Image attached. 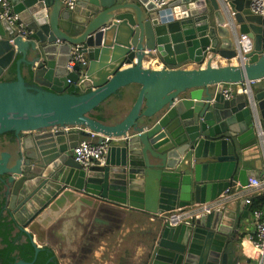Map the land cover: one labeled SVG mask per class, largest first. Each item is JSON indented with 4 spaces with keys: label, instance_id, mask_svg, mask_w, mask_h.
Segmentation results:
<instances>
[{
    "label": "water",
    "instance_id": "water-1",
    "mask_svg": "<svg viewBox=\"0 0 264 264\" xmlns=\"http://www.w3.org/2000/svg\"><path fill=\"white\" fill-rule=\"evenodd\" d=\"M10 3L27 35L0 19V134H14L0 152V181L35 256L47 247L72 264L94 240L104 247L131 212L167 215L261 178L264 13H253L251 0H173L161 9L150 0ZM227 11L253 44L243 65L213 62L237 54ZM77 45L88 65L68 71ZM243 84L248 92L225 98L228 85ZM130 89L136 100L120 103ZM90 132L111 140L104 164L83 167L74 148ZM239 200L189 224L157 219L147 264H240L235 207L246 218L251 205Z\"/></svg>",
    "mask_w": 264,
    "mask_h": 264
},
{
    "label": "built area",
    "instance_id": "built-area-1",
    "mask_svg": "<svg viewBox=\"0 0 264 264\" xmlns=\"http://www.w3.org/2000/svg\"><path fill=\"white\" fill-rule=\"evenodd\" d=\"M78 0H63L64 4L68 8H73ZM158 9L166 7L173 0H150ZM251 11L255 14L264 13V0H251ZM233 13L227 11L226 26L230 27L234 34L236 44V56L225 62H232L238 65L245 64L249 58L247 55L252 51L253 44L250 37L247 34H236L230 17ZM0 19H5L23 35H27V31L22 21L18 18L17 14L13 13L10 0H0ZM211 55L206 57V60ZM216 62V61H213ZM79 65L84 67L88 65V58L83 50L82 46H74L71 51V59L67 64V70L73 71V68ZM161 66L163 64L161 63ZM81 78L84 76V72L81 71ZM68 82H71L68 80ZM75 85H78L75 84ZM248 92L247 88L234 89L233 85L228 86L223 92L226 99H230L234 94ZM259 126V125H257ZM259 128V127H258ZM263 131L258 129L259 142L263 143ZM89 137L79 140L77 146L74 148L75 160L83 167H88L93 164H104L105 155L111 139L98 142V134L90 132ZM264 194V170L260 179L250 178L248 185L241 187L237 191L226 190L216 200L205 204H193L188 207H179L174 211L168 212L167 215H157L163 222L167 221L171 225H178L180 223L189 224L193 220L202 215L209 214L213 211L223 209L228 202L232 200L244 199L245 203L251 205L254 197H258ZM252 216L255 224V234L249 239L248 250H246V256L243 263L240 264H264V210L253 209Z\"/></svg>",
    "mask_w": 264,
    "mask_h": 264
},
{
    "label": "crops",
    "instance_id": "crops-1",
    "mask_svg": "<svg viewBox=\"0 0 264 264\" xmlns=\"http://www.w3.org/2000/svg\"><path fill=\"white\" fill-rule=\"evenodd\" d=\"M214 61L225 62V60L222 59L219 55H217ZM155 63L161 66V63L158 60H155ZM13 65L6 72L3 78L9 76L13 68ZM190 66H195V64L188 63L184 67H190ZM247 85L248 84L233 85V86L234 89L237 90L238 88H247L248 87ZM236 93H239V91H237ZM86 136L89 137V135ZM255 166L263 173L264 164L261 165L260 163H256ZM232 201H230V203L238 204L240 200H232ZM235 210L244 225V228L242 229L240 242H238L240 248L239 255L241 257V263H243L246 256V250L249 249L248 248L249 239L255 234V224H254V218L252 216V208L246 211V218H242L241 214L243 213V210H240L238 205L235 207ZM157 219L159 218L156 216L148 215L143 212H138V211L131 212L130 216L127 218L125 225L122 227V229L120 231H116L114 234H111L109 238L106 239V245H104V247H101V245H99L98 247L96 246L91 254L94 255L93 257H96L97 261L100 260L99 257H134V259H138L139 264H141L142 263L141 257H149V254L152 248L154 247V242L157 238V233L159 230L158 228L160 226V223ZM72 222H75V219H73ZM72 228L74 230V227ZM79 228L80 227L78 226V222H76L75 230H78ZM65 229L66 228H64L63 230ZM132 233L133 235H135L133 239L131 237ZM66 240L67 239L58 237V241L61 246H66L65 244ZM112 240L114 241L115 245H113L114 250L111 253L109 250V245ZM108 242L109 244H107ZM105 246H107V248ZM105 249L106 252L104 251ZM69 253L70 251H66L64 255H68ZM91 254L88 257H91ZM146 262H147V258H146Z\"/></svg>",
    "mask_w": 264,
    "mask_h": 264
},
{
    "label": "trees",
    "instance_id": "trees-1",
    "mask_svg": "<svg viewBox=\"0 0 264 264\" xmlns=\"http://www.w3.org/2000/svg\"><path fill=\"white\" fill-rule=\"evenodd\" d=\"M15 78L10 79V81L15 80ZM9 81V80H6ZM135 86V85H134ZM70 93H79V90L72 85L69 90ZM126 94V98L124 100H121L120 103L125 101L127 97L132 96L133 100H136L137 93L136 90H129L127 92H124ZM95 111H100V108H97ZM98 120L104 121L108 120L105 117L101 115H94ZM14 134L9 132L5 134H0V143L3 142L6 138H13ZM84 138H87V136H84ZM0 209L2 208L3 202H4V185L0 181ZM251 208L253 209H262L264 210V194L258 197H254L252 200ZM9 218V219H8ZM16 222L12 217H0V264H12L15 259H22L24 261H33L35 260V264H57L56 261L50 260L53 259V252L49 250L47 247H44L42 251L38 253L37 256H35V249L33 245L31 244L29 238L26 236V240L24 242H16L13 238V231H14V224ZM94 255L91 254V257H89L87 260L83 261L81 264H89L91 262H94L95 259L93 257Z\"/></svg>",
    "mask_w": 264,
    "mask_h": 264
},
{
    "label": "flooded vegetation",
    "instance_id": "flooded-vegetation-1",
    "mask_svg": "<svg viewBox=\"0 0 264 264\" xmlns=\"http://www.w3.org/2000/svg\"><path fill=\"white\" fill-rule=\"evenodd\" d=\"M7 139V138H6ZM8 141H10L7 145L9 146H4L3 142H5L3 140V142L0 143V152L4 151V150H8L10 147H11V142L14 140V137L13 138H8L7 139ZM6 140V141H7ZM0 201H1V198H0ZM8 199L6 198L5 194H4V202H3V205H2V208L0 209V217H3V218H6L7 216L8 217H12L11 215V212L9 211L8 209ZM13 218V217H12ZM9 219V218H8ZM14 231H13V238L15 239L16 242H24L26 240V236L24 234H21V230L19 229V226L17 225V223L14 224ZM97 242L96 240H94L92 243V245H88V247H86V251H84V256L83 257H75L72 264H81L83 261L87 260L89 257V255L94 251V248L97 246H99V244L95 243ZM51 261L54 260L56 261L57 264H59L58 260L53 257V259H50ZM26 262V263H32L35 264V260L33 261H24L22 259H15V261L12 263V264H16L17 262Z\"/></svg>",
    "mask_w": 264,
    "mask_h": 264
},
{
    "label": "rangeland",
    "instance_id": "rangeland-1",
    "mask_svg": "<svg viewBox=\"0 0 264 264\" xmlns=\"http://www.w3.org/2000/svg\"><path fill=\"white\" fill-rule=\"evenodd\" d=\"M135 235H131L132 239ZM137 236V235H136ZM113 239V238H112ZM109 244V242L107 243ZM114 241L112 240L109 245V250L112 253ZM107 248V246H105ZM106 252V249L104 250ZM109 252V251H108ZM146 258L148 257H141V264H147ZM95 261L91 262L90 264H139L138 259H134V257H99L100 260H96V257H94Z\"/></svg>",
    "mask_w": 264,
    "mask_h": 264
}]
</instances>
